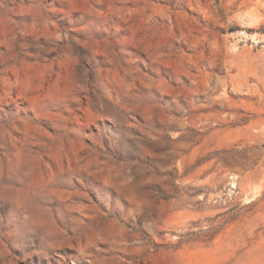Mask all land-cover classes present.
<instances>
[{"label": "rangeland", "instance_id": "374dc122", "mask_svg": "<svg viewBox=\"0 0 264 264\" xmlns=\"http://www.w3.org/2000/svg\"><path fill=\"white\" fill-rule=\"evenodd\" d=\"M0 264H264V0H0Z\"/></svg>", "mask_w": 264, "mask_h": 264}]
</instances>
